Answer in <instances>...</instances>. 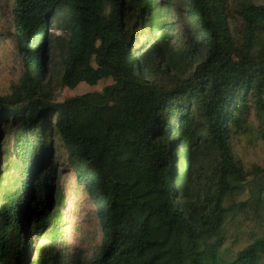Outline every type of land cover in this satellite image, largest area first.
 <instances>
[{"label": "trees", "instance_id": "1", "mask_svg": "<svg viewBox=\"0 0 264 264\" xmlns=\"http://www.w3.org/2000/svg\"><path fill=\"white\" fill-rule=\"evenodd\" d=\"M235 6L13 0L23 72L0 96V122L12 118L1 132L13 133L0 164V264H54L52 249L27 246L46 228V243L63 236L56 141L101 229L92 256L63 264H264V235L238 250L226 243L237 214L264 216V167L251 172L233 149L253 114L264 139V2ZM174 15L189 40L164 36ZM53 39L61 91L111 78L109 89L56 99L46 68Z\"/></svg>", "mask_w": 264, "mask_h": 264}, {"label": "rangeland", "instance_id": "2", "mask_svg": "<svg viewBox=\"0 0 264 264\" xmlns=\"http://www.w3.org/2000/svg\"><path fill=\"white\" fill-rule=\"evenodd\" d=\"M237 0H231V6L235 8ZM264 2V0H258ZM13 0H0V96L9 94L13 85L17 84L23 72V65L18 54L16 37L14 35V22L12 16ZM173 24L163 27L164 36L170 38L172 43L181 38L189 40L190 33L181 17L174 15ZM130 21H124V31L127 33V41L130 36ZM53 37L63 35L59 29H51ZM46 68L48 80L53 85L55 98L64 100L68 97L82 94L89 91H106L113 80L111 78L100 81H89L80 83L75 89L65 88L60 90L55 84L58 72L61 71V56L55 43V39L49 44L47 52ZM254 123L246 135L235 136L233 139L234 152L243 159L248 170L255 172V167H264V139L261 138L255 126L259 125V119L253 114ZM55 117L53 116V120ZM12 122L8 118L4 124L0 122V164L5 161L6 149H12L13 133L9 130L2 131L5 125ZM53 151L57 155L55 165L56 182L59 181V192L62 193V220L64 221L63 236L56 237L54 241H45V232L41 237H34L27 247L37 249L42 246L44 252L52 249L56 252L51 258V263L63 264L68 259L79 257H90L97 250L101 243V229L98 224L95 205L90 200L86 186L79 180L74 167L68 161L67 152L64 147L56 141ZM254 176H250L252 179ZM248 190L239 199L247 198ZM238 226V228L236 227ZM231 232L226 240L227 246L238 250L246 246L254 238L264 235V216H256L250 213L249 216L243 213L237 214L228 226Z\"/></svg>", "mask_w": 264, "mask_h": 264}]
</instances>
